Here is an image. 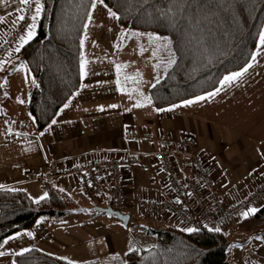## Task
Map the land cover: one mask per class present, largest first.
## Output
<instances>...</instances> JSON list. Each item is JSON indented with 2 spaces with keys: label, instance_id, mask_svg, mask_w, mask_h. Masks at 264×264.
Segmentation results:
<instances>
[{
  "label": "crops",
  "instance_id": "0c3cea01",
  "mask_svg": "<svg viewBox=\"0 0 264 264\" xmlns=\"http://www.w3.org/2000/svg\"><path fill=\"white\" fill-rule=\"evenodd\" d=\"M21 7L17 0L7 12L9 13L7 21H0V40L6 30L17 24ZM86 31L82 39V52L83 59L87 61L85 68L87 74L82 76L80 70L81 88L66 104L67 107L63 106L53 119L55 123L52 121L49 127L41 131L36 129L27 110V95L22 101L12 94L9 87H2L5 78L8 85L11 82L12 70L15 68H9L10 65L18 63L14 64L11 60L0 73V190L22 189L32 201L37 202L47 197L51 188L45 193L41 188L39 191L35 190L33 184L37 183L38 179L53 180L57 187L52 190L67 196L66 198H70L62 191L66 188L69 190L80 188L89 198L81 177L65 175L64 172L58 174L55 166L51 165L61 163L62 167L68 170L90 155L105 154L121 158V152L125 149L131 154H153L157 150V143L151 145L143 140L145 134H150L155 139L171 135L175 141L185 135L192 136L196 141L195 150L202 154L208 171L214 178L219 196L224 201L240 198L252 186L262 181L264 45L260 44V38L254 54L256 59H251L244 67L248 68V71L228 86L222 88L220 84L211 92L216 95H209L210 93L202 95L205 97L204 100L190 99L189 101H194L190 105H186L185 101L167 109H154L147 95L148 89L152 86L136 89L135 85L134 104L132 96L134 91L129 90L133 86L132 80L122 79L117 71V65L110 62L114 51H104L102 55H98L99 50L92 49V52H96L95 56L91 59L86 57L84 50ZM149 38L130 32L131 50L134 48L133 44L136 42L141 44L144 39L146 45H154L153 52L149 51L152 52L151 62L148 61L149 54L141 60L146 64L145 69L148 66V70L153 72L156 69L160 78L161 74L162 77L164 74L161 66L166 61V56L160 55L161 39L158 37L159 39L150 42ZM136 52L132 50L134 57ZM154 52L157 53V57H154ZM249 65L251 67H248ZM244 69L238 72H243ZM133 73L134 80L143 85V73L135 68ZM30 92L31 90L28 95ZM137 103L142 106L137 107ZM126 129L137 133L139 139L134 145H126L123 142ZM175 160L180 175L188 178L190 176L188 157L180 154L175 156ZM28 173H33L37 180L29 181L26 177ZM126 177V200L129 203L133 204L136 196L158 199L168 196L163 176L150 156L144 166ZM34 194L40 195L38 196L40 199L35 198ZM97 205L109 207V198ZM136 210L138 209H128V213L139 211ZM68 216L44 217L36 221L32 228L11 235L0 247L2 253L0 264H15V255L34 249L73 263L76 262L73 256L81 255L82 246L101 248L100 252L107 251V255H115L116 248L111 238H102V234L97 235L93 230L87 233L80 228L77 234L67 233L69 229L64 225V220H67ZM160 219L162 220L158 224L162 227L172 223L167 218ZM251 242L260 250H264V242L259 238H253Z\"/></svg>",
  "mask_w": 264,
  "mask_h": 264
},
{
  "label": "trees",
  "instance_id": "16d2710c",
  "mask_svg": "<svg viewBox=\"0 0 264 264\" xmlns=\"http://www.w3.org/2000/svg\"><path fill=\"white\" fill-rule=\"evenodd\" d=\"M95 1L41 0L44 10L34 37L10 59L28 66L34 79L27 110L38 131L49 127L81 88L82 39ZM101 4L116 14L122 29L161 39L164 74L147 92L154 109L216 90L225 76L249 63L264 28V0H103ZM49 192L34 202L22 189L0 190V247L41 218L70 215L75 202ZM235 230L264 242V203L241 219ZM147 233L156 237L150 249L83 264H227L231 240L223 231L182 232L167 224ZM14 263L74 264L35 249L15 255Z\"/></svg>",
  "mask_w": 264,
  "mask_h": 264
},
{
  "label": "built area",
  "instance_id": "2783aa9c",
  "mask_svg": "<svg viewBox=\"0 0 264 264\" xmlns=\"http://www.w3.org/2000/svg\"><path fill=\"white\" fill-rule=\"evenodd\" d=\"M21 8H25V11L20 14L25 16V20L18 19L17 24L6 30L0 40V71L14 56L20 44V36L26 34V27L31 23L26 6L22 5ZM32 14H34V5ZM124 131L123 142L126 145H134L139 139L137 133L131 129ZM142 139L151 145L156 142L157 150L153 154H131L125 149L121 152V158L109 157L105 154L90 155L68 170L64 169L61 163H57L55 168L58 174L64 172L65 175L81 177L89 198L101 204L108 197L109 207L122 213L130 207L126 200V176L144 166L150 156L163 176L168 196L159 199L136 196L132 209L143 212L146 218L155 220L167 218L185 232H190L188 229L220 231L240 222L245 217L244 213L250 214V209L261 207L264 203V178L242 197L224 201L218 194L214 178L209 173L202 154L195 150L196 141L192 136L185 135L175 141L171 135L155 139L154 136L145 134ZM180 154L189 159L190 176L188 178L180 175L175 160V156ZM26 177L29 181L37 180L33 173L26 174Z\"/></svg>",
  "mask_w": 264,
  "mask_h": 264
},
{
  "label": "rangeland",
  "instance_id": "374dc122",
  "mask_svg": "<svg viewBox=\"0 0 264 264\" xmlns=\"http://www.w3.org/2000/svg\"><path fill=\"white\" fill-rule=\"evenodd\" d=\"M16 3L17 0H0V21L6 20V18H8L9 13L7 12L10 11V9H12ZM94 5L93 12L90 15L91 19H89L88 25L86 27L87 35L85 36L84 43L86 57L91 59L93 56H95L96 52H92V49H98V55H102L104 51H114V55L110 59V62L115 63L117 65V69H120L118 73L122 79H126L128 81L132 80L133 86L129 88V90L134 91L132 96L134 97L133 102L135 104V85L136 89H141L143 86H153L154 83H156V81L162 77L161 74L159 78L160 74L156 71V69L155 72L148 70L149 66L147 69H145L146 64L141 60L142 58L147 57L149 54L148 61H150L152 57L151 53L155 49V46H151L149 44L146 45L145 39L141 44L136 42L133 44L134 48L132 49L137 51L135 54L136 57H134V54H132L131 50V40L129 39L130 30H124L119 27L116 22V16L113 17L111 15L112 11H110L106 6L102 5L99 0H96ZM150 50H152V52L149 53ZM157 56V53L154 52V57ZM15 65L11 64L9 67L15 68L12 70L13 75L11 77L10 84H7L5 78L2 82V87H9V89L12 91V94L17 96L19 100L23 101L25 95L29 97L28 93L34 86V79L29 72L28 66L23 63H18L16 67ZM133 68L143 73V85L134 80ZM1 72L2 71H0V73ZM125 88L128 89L126 86ZM51 166L54 167L56 164H52ZM37 181V183L33 184V188L37 191H39V188L45 192L48 188L55 189V187H57L54 185L53 180L41 181L38 179ZM62 191L65 192L68 197H70V200L75 202V204L71 206V215L67 217V220H64V225L69 229L67 233L72 232V234H77V231L80 228L82 231L87 233H90L91 230H93V232L97 233V235L98 233L102 234V238H111L113 245L116 248L115 255L117 256H123L127 252L133 250H147L150 249V247L155 246V235L147 233V231L149 229L154 230L162 227L160 224H158L162 219L155 220L149 217L146 218V215L138 210H136L138 211L136 213L129 214L128 209L132 210L134 202L132 204L127 201L130 207L125 209V211H122L124 215H130L128 224L124 226V224L116 217H113L107 213L95 211L94 208L99 206L96 202L90 200L80 188H76L74 190H69L66 188ZM34 196L35 198L40 199V197H38L40 195L34 194ZM88 206H90V208H88ZM100 207L105 206L103 205ZM258 208H260V206H257L254 209ZM238 223L229 225L228 227L220 230L225 232L228 238L231 240L230 247L227 251V264H264V250H260L256 244H254V242H251V239H257L258 237L244 233L240 234L237 232L235 230V226ZM173 225L178 230H180L175 223ZM247 242L250 243L246 244ZM81 248V255L79 257L73 256V260L76 261L74 263L83 264L87 261L104 260V258L107 259L109 256H115L107 255V251L103 253L100 252L101 248H86L85 246H82Z\"/></svg>",
  "mask_w": 264,
  "mask_h": 264
},
{
  "label": "snow or ice",
  "instance_id": "6c2138e0",
  "mask_svg": "<svg viewBox=\"0 0 264 264\" xmlns=\"http://www.w3.org/2000/svg\"><path fill=\"white\" fill-rule=\"evenodd\" d=\"M100 2L103 3V0H100ZM19 3L21 5L26 6V8L28 10V13L30 15L31 23L28 24L27 27H26V34L20 36V38H19L20 39V44H19V46L16 49L17 51H19L20 48H23L24 45L27 44L34 37L35 28H36V22H37L38 18L40 17L42 11L44 10L43 9V5L41 3V0H19ZM33 5H34V14H32ZM93 6H95V5H93ZM20 11L24 12L25 8H21ZM111 15L113 17H115L116 14L115 13H111ZM18 19L20 21H24L25 20V16L24 15H20L18 17ZM89 19H91V17H89ZM149 39H150V42H152V41L157 40L159 38L158 37H155V38L154 37H150ZM260 44L264 45V32L260 33ZM252 59L255 60L256 56L254 55L252 57ZM169 63L170 64L174 63V60H169ZM86 64H87V61L82 58L81 59V63H80V70H81V75L82 76L87 74L86 71H85ZM248 67H251V65H249ZM117 71L119 72L120 69L118 68ZM247 71H248V68H245L243 70V72H235V73H233L231 75L225 76L223 78V80L220 82L221 83V87L223 88L225 86L230 85L233 81H236L238 78H240ZM157 82H159V81H157ZM217 91H219V89ZM209 95L214 96V95H216V93H210ZM204 99H205V97H203V96L197 97V100H204ZM193 102L194 101H187L186 105H190ZM136 106L140 107L142 105L137 103ZM65 107H67V105H65ZM113 107H115V106L113 105ZM101 110H103V109H101ZM53 123H55V121H53ZM250 212L251 213H255L256 209H250ZM244 215L247 216L248 213H244ZM188 231H190V232L191 231H195V229H188ZM0 255H2V253H0Z\"/></svg>",
  "mask_w": 264,
  "mask_h": 264
},
{
  "label": "water",
  "instance_id": "95a60500",
  "mask_svg": "<svg viewBox=\"0 0 264 264\" xmlns=\"http://www.w3.org/2000/svg\"><path fill=\"white\" fill-rule=\"evenodd\" d=\"M94 209L97 212L107 213L113 217H116L118 220H120L124 224V226L128 224L129 219H130V215H128V214L124 215L123 213L118 212V211L112 209L111 207H95Z\"/></svg>",
  "mask_w": 264,
  "mask_h": 264
}]
</instances>
